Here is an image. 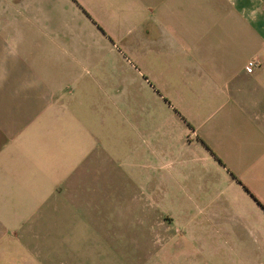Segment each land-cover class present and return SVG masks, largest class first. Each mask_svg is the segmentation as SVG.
I'll list each match as a JSON object with an SVG mask.
<instances>
[{
    "label": "crops",
    "instance_id": "crops-1",
    "mask_svg": "<svg viewBox=\"0 0 264 264\" xmlns=\"http://www.w3.org/2000/svg\"><path fill=\"white\" fill-rule=\"evenodd\" d=\"M122 221L138 264H264V0H0V264Z\"/></svg>",
    "mask_w": 264,
    "mask_h": 264
},
{
    "label": "rangeland",
    "instance_id": "rangeland-1",
    "mask_svg": "<svg viewBox=\"0 0 264 264\" xmlns=\"http://www.w3.org/2000/svg\"><path fill=\"white\" fill-rule=\"evenodd\" d=\"M123 171H129L128 162H122ZM98 229V227H96ZM112 231H116L115 234L106 237L107 239H112L113 241H93L90 243V249L100 250L101 254H105L106 257L98 259L97 257H92L90 259V264H97V261L100 260L101 263L98 264H119V257L116 256V253L119 252L121 256L122 264H138L139 261L136 259V255L128 254L135 251L144 252V243H145V234L146 227L145 225H129L122 221V224L118 227H110ZM91 236L94 237L93 234ZM114 242V243H111ZM80 245V243H75ZM115 250V252H113ZM135 254V253H134Z\"/></svg>",
    "mask_w": 264,
    "mask_h": 264
},
{
    "label": "built area",
    "instance_id": "built-area-1",
    "mask_svg": "<svg viewBox=\"0 0 264 264\" xmlns=\"http://www.w3.org/2000/svg\"><path fill=\"white\" fill-rule=\"evenodd\" d=\"M256 66V62L255 61H250L249 62V67H254Z\"/></svg>",
    "mask_w": 264,
    "mask_h": 264
}]
</instances>
